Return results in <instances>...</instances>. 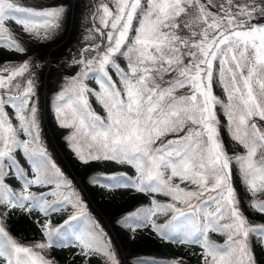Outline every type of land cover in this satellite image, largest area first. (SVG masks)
<instances>
[{
  "label": "snow or ice",
  "instance_id": "obj_1",
  "mask_svg": "<svg viewBox=\"0 0 264 264\" xmlns=\"http://www.w3.org/2000/svg\"><path fill=\"white\" fill-rule=\"evenodd\" d=\"M65 11L0 0V49L27 52L12 24L32 39L51 40ZM87 20L81 46L60 62L73 72L62 74L53 109L78 161L111 162L135 173L92 175L88 184L151 197L115 223L198 246L200 264H262L264 223L241 210L232 175L235 164L252 197L249 209L264 215V199L256 198L264 193V0H94ZM39 67L29 60L0 65V264H57L53 248H74L73 259L85 264L92 257L122 264L109 233L43 142ZM217 106L231 141L242 148L238 154L225 149ZM14 211L43 217L33 221L40 239L21 242L8 230ZM54 213L66 214L63 223L53 224Z\"/></svg>",
  "mask_w": 264,
  "mask_h": 264
},
{
  "label": "rangeland",
  "instance_id": "obj_2",
  "mask_svg": "<svg viewBox=\"0 0 264 264\" xmlns=\"http://www.w3.org/2000/svg\"><path fill=\"white\" fill-rule=\"evenodd\" d=\"M31 1L33 2V0ZM63 1L65 0H51L46 3V2H41L37 0L38 2L37 5L39 8L56 7L59 4V2H63ZM66 1H67V6L70 7L69 8L70 23H69V32H68V35L65 41H63L60 45L54 47L51 45H52V42L55 40V36L54 38L48 41H37L35 39L30 38L28 35L23 34L21 32V29L18 26H16L15 24H12L11 27L17 33H20L21 39L23 38L24 47L27 49V52L26 54H19V53L12 54L11 51L3 50V54H4V57L6 56V59L5 61L1 62L0 65L19 64L20 62H23L25 60H29L33 64L40 63L39 64L40 67L37 68L35 71H36V75L39 81V86L37 89V96L39 97V106L41 110V127H42L41 135H42L43 142L45 146L47 147L48 151L51 153L53 159L58 164V166L61 167V169L66 173V175L69 176V178L73 179L76 187L79 190H81L83 199L87 205V210L89 212L91 211V214L93 215V217L96 218L100 222V224L104 227V229L109 233L110 237L113 240V244L115 248L117 249V253H118L119 258L122 261V264H129V260H128L129 253L128 251L125 250V248L122 246V244L118 240L119 239L118 234L114 226L116 224L115 221H117V219L120 218L122 215H125L128 212H130V210H128L125 214L116 216V218H112L109 215L104 216L102 211L93 202V199L89 195L85 184L88 178L92 175L109 174L107 173L106 170L103 172H98V173H96V171H91V172L88 171L95 164L96 165L99 164L104 168L105 166L112 165L116 169L115 173H118V172L127 173L124 171V168H127L128 173H130V171H132L133 169L130 166L116 165L111 162H92L88 165L82 164L74 156L71 148L68 145L67 140L65 139L69 130L59 127L55 119V116H54L53 97H54L55 92L59 90L61 84L63 83L62 74L67 75L68 73L73 72V69L70 67H67V66L60 67L59 66L60 62L62 61L63 58H66L69 55V49H78L81 46L79 43H76V44L72 43V41L75 39H78L77 35H84V32H86L83 29H79L81 24H79L77 20V18H79L77 10L83 8V3H82L83 0L81 1L66 0ZM91 1L92 3L94 2V0H91ZM19 3H21V0H19ZM77 5H78V8H77ZM74 32L78 34L73 35ZM79 41L81 43V38ZM35 46L37 48H35ZM44 50L47 51L46 54H42ZM119 62L121 63L122 67L125 66L126 64V62L123 59H121ZM113 79H116L115 75H113ZM87 83L90 88L99 90V85L96 83L94 79H89ZM51 85L53 86L52 90H51ZM214 92L218 97H220L221 99H224V94H223L222 89H220L219 87L215 85H214ZM89 99L96 113L101 116H104L105 115L104 110L102 106L96 101L95 97H90ZM217 116L221 121L220 134L224 142L226 151L229 153V155L240 153L242 151V148L239 145L235 144V142L231 141L230 136L227 132V129L226 127H224V125L226 124V120L222 112L220 111L219 106H217ZM61 144L62 146H64L65 149L68 150V154L67 153L64 154V152L61 149ZM17 155H18V158H21L19 153ZM94 170H97V169L94 168ZM78 171L80 174L78 173ZM232 181H233V186L235 187L237 191V195L240 199L241 210L244 212V214L253 223H257V224L264 223V219L258 220L255 216L252 215L253 211H251L248 207V201L252 197L250 193H248V196L247 195L245 196L247 192L245 190V187L241 183V180H240L235 164H233ZM9 183L13 185L14 187H16L18 190L19 183H20L19 181L13 179V180H9ZM107 190H108L109 202L111 205L109 206V211L111 212H114V210L120 207V205L126 202H131L134 198L133 192L131 191L132 189L107 188ZM146 198L148 202L147 203L141 202V204L139 203V205L136 208L142 207V206H148L150 203L151 197L148 195V197ZM156 198L162 201L165 200L164 198H162V196H157ZM256 198L264 199V193L258 192ZM257 214L259 213H256V216ZM252 217H255V218H252ZM25 218L27 222L26 224L27 225L29 224L28 226L29 227L31 226L33 231L37 235L40 236V233L37 227L34 225L33 221L36 219H40L42 221L43 217H41L39 214L34 213L31 217L27 215L25 216ZM53 218L55 217L52 215L51 219ZM98 218H100L101 221ZM160 219L163 220L164 218L161 217ZM131 238H133V235H131ZM134 238L139 241H148V239L150 238L162 241V239L154 235L150 231V229L143 228V227L136 229L134 233ZM212 238L215 242H219L221 244L224 243V239H225L222 235H219V234H212ZM166 247L168 248L169 253H167L166 255H163L162 258H159V257L156 258V257H153L152 255H151L152 256L151 258H147L146 257L147 255L145 253L143 254L142 257L143 259L146 257L147 259L168 261V260H171L172 258H177L178 256L183 255L185 251H187L188 249L190 250L197 249L200 251L198 246H193L189 248L183 245H178L176 243H169V242L166 244ZM53 251H55L57 254L62 256L61 261L65 264H85L84 259L82 257H76L75 259H73L75 252L77 251L74 248H53ZM174 254H176L177 257ZM52 259H54L57 262V264H61L59 263V261L55 259V257H52ZM87 264H102V261L97 257H92L87 261ZM135 264H137V261ZM189 264H192V263H189Z\"/></svg>",
  "mask_w": 264,
  "mask_h": 264
},
{
  "label": "trees",
  "instance_id": "obj_3",
  "mask_svg": "<svg viewBox=\"0 0 264 264\" xmlns=\"http://www.w3.org/2000/svg\"><path fill=\"white\" fill-rule=\"evenodd\" d=\"M41 2H49L51 0H39ZM81 1V0H79ZM78 1V3H79ZM21 3L25 6H32V7H36L39 8L37 5V0H33V2L31 0H21ZM83 8L77 10L78 11V16L79 18H77L79 24H81V26L79 27V29H83L84 31H86L87 27H88V14H89V5L92 3L91 0H83ZM58 5H63L66 9L65 14H64V18L62 21V26L60 28V30L57 32V34L55 35V40L52 42L51 46H58L60 45L63 41L66 40L68 32H69V23H70V14H69V6H67V1H63V2H59ZM57 5V6H58ZM47 8V7H45ZM78 8V5H77ZM83 26V28H82ZM78 33L74 32L73 35H76ZM84 34H86V32H84ZM78 39H75L72 41V43H80V38H82L83 35H77ZM22 41L23 38H22ZM33 45V44H32ZM35 48H37L35 46ZM43 49V48H42ZM3 50L6 49H0V63L5 61L6 56L4 57L3 54ZM45 52V53H44ZM44 52H42V54H46L47 51L44 50ZM12 54H14L15 52H11ZM40 64V63H39ZM53 86L51 85V90H52ZM54 90V89H53ZM54 94V93H53ZM52 94V95H53ZM50 111V110H49ZM61 149L64 152V154H68V150L64 148V146H62L61 144ZM94 168H96L97 170H94ZM106 168V169H105ZM102 167L101 165H94L93 167H91L90 170L88 171H96V173L98 172H103V171H107V173L111 174L112 172H116V169L112 166V165H108ZM124 171L127 172V174L129 176H133L135 175L134 170L130 171V173H128L127 168H124ZM89 172V173H90ZM79 173V171H78ZM80 174V173H79ZM85 186L87 187V191L89 193V195L91 196V198L93 199V202L95 203V205L102 211V213L104 214V216H110L112 218H116V216H119L121 214H125L128 210H132L134 211L136 209V207L139 205V203L141 204V202L147 203L148 200L146 197H148V195L146 194H142V193H137L134 190H131L133 192V200L131 202H126L122 205H120V207H118L116 210H114V212L109 211V206L110 202H109V198H108V190L107 188L105 189L104 187H99V186H95V185H89L87 182L85 184ZM248 196V193L245 194V196ZM165 200L167 199L166 197H163ZM91 213V211H90ZM253 216H255L258 220H263L264 219V215L262 214H257L253 212L252 213ZM25 216H27L26 214L19 212V211H14L13 213H11L9 215V218L7 220V227L8 230L19 240H21V242H29L32 241L34 239H40L41 237L39 235H37L32 227L28 226L26 223V218ZM53 216L55 218L52 219L53 224H60L63 222V219L66 218V214H59V213H54ZM99 217V216H98ZM252 217V218H255ZM100 221L101 219L98 218ZM116 222V221H115ZM115 230L118 234V240L120 241V243L122 244V246L125 248L126 251H128L129 255H128V260H129V264H135L136 261L138 259H143V254L145 253L147 256V258H151L153 257H159L162 258L163 255H166L167 253H169L168 248L166 247V244L168 243L166 240H162L159 241L157 239H148V241H139L135 238H131V235L134 236V233H131L128 229L121 227L119 224H115ZM132 239V240H131ZM151 240V241H149ZM153 243V244H151ZM218 244H221L219 242H216ZM199 250L197 249H188L187 251H185V253L181 256H176V254H174L177 258H183V260L186 262V264L192 263V264H200V261L198 259V254H199ZM193 253H196L197 255H193ZM152 255V256H151ZM173 255V257H174ZM140 256V257H139ZM258 256H260V253L258 251ZM55 257V259L57 261H59V263L61 264H65L63 263L62 260V256L57 254L55 251H53V249L51 250V258ZM144 259H147V258ZM169 259V258H168ZM262 260V264H264V257H261Z\"/></svg>",
  "mask_w": 264,
  "mask_h": 264
}]
</instances>
